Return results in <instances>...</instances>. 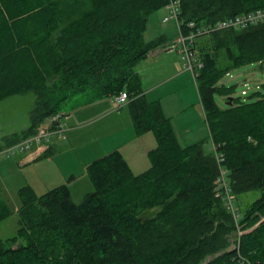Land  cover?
Wrapping results in <instances>:
<instances>
[{"label": "trees", "instance_id": "trees-1", "mask_svg": "<svg viewBox=\"0 0 264 264\" xmlns=\"http://www.w3.org/2000/svg\"><path fill=\"white\" fill-rule=\"evenodd\" d=\"M177 1L184 33L264 8V0ZM168 2L0 0V102L35 97L30 126L5 137V146L32 135L76 97L93 102L121 92L130 99L135 135L155 140L149 167L138 174L118 150L88 164L92 191L78 204L67 184L41 195L30 185L18 188V230L0 239V264H232L235 226L215 191L220 168L235 199L259 192L241 212L239 249L264 264V94L232 97L223 109L215 101L232 96V87L219 84L224 75L264 62V24L197 36L202 66L194 83L213 148L203 140L182 146L159 100L142 93L136 71L165 40L146 42L144 34L149 16ZM11 214L0 198V222Z\"/></svg>", "mask_w": 264, "mask_h": 264}, {"label": "rangeland", "instance_id": "rangeland-1", "mask_svg": "<svg viewBox=\"0 0 264 264\" xmlns=\"http://www.w3.org/2000/svg\"><path fill=\"white\" fill-rule=\"evenodd\" d=\"M166 15V9L162 8L149 16L147 30L144 34V40L146 42L161 37L162 32H165L168 36L172 35L173 38L176 36L177 28L174 20L166 24L162 23V19ZM163 54H165V52L158 56H162ZM142 63L137 65V67ZM180 63L183 70L182 77L177 81L158 86V89L151 90V93L150 91L145 92L146 98L148 101L161 99L159 103L164 108L167 117H171L172 126L175 127L179 143L182 146L190 142L195 143L203 140L204 148L210 150L211 141L199 104L194 80L191 73L184 69L182 60ZM148 70L149 69H147V72H149ZM146 79L147 78H145V81ZM147 81L149 85L153 83V80L147 79ZM244 83H246V85H244ZM144 84L145 82L143 85ZM219 84L228 88H233L232 96H230L231 98H240L242 101L255 100L252 95L255 94L256 85L260 87L258 92L264 94V65L260 66L258 62H256L232 69L228 74L222 77ZM179 86L182 88H178ZM144 87L149 86L145 84L143 88ZM173 89L177 92L169 94ZM243 90L247 92V96L241 95V91ZM114 98L115 96L112 98L105 97L93 102H87L85 96H80L72 99L70 105L66 104L62 108V112L65 114L66 138L69 135V131L67 132V130L74 128L72 132H75L74 135L76 137H72V141L77 142L75 139L79 134L81 136L79 135L78 138H82V141L78 142L81 143L78 144L80 147L75 143L76 145L74 147L79 148L76 149L77 151L68 155L67 161H61L59 162L60 164L57 163V165H53L52 168L45 172V175L48 176V182L55 183V177L58 175L59 171L66 172L69 168H72L75 171V176L69 185L74 183L73 187L71 186V199L74 203H80L83 196L92 191V185L87 178L86 170L83 169L81 165L82 160L86 157L85 153L88 150L93 152L102 151L100 155H106L114 150L115 145L117 147V145L120 146L122 143L121 147H126L125 149L128 154L126 157H129V164L133 173L138 174L149 167V163H147V150L155 146L152 133H145L140 137L136 136L137 138H135L134 143H129L131 136H134L132 135L134 130L128 107L124 105L121 108H117ZM34 101L35 97L33 93L28 92L12 95L0 102V148L7 147L4 142L5 137L20 135L30 126L31 110L34 107ZM215 101L222 109L227 106L224 97L215 96ZM181 102L186 103L187 108L184 110L181 108L183 106ZM187 124L191 129L189 136L198 134L201 136L203 135V137L198 140L197 135L195 138H192V140H184L183 137L185 134L182 126ZM65 139H56L52 137L50 143L52 140ZM64 144L68 145L69 141L66 140ZM48 148L49 145H47L46 152ZM46 152H44L43 155ZM40 157L41 156H39V158ZM65 158L66 157H64V159ZM25 168L24 165L19 166L13 157L0 154V198L7 203L12 211V214L7 219L0 222V239L3 241L17 234L19 222L18 209L20 206L17 197L18 188L24 185H32L36 194L41 195L47 190L58 186L57 184L48 186V184L39 179L37 175L35 177L32 171ZM258 197V191H252L238 196L236 204L239 207L240 213ZM18 243L24 244V241L19 240Z\"/></svg>", "mask_w": 264, "mask_h": 264}, {"label": "built area", "instance_id": "built-area-1", "mask_svg": "<svg viewBox=\"0 0 264 264\" xmlns=\"http://www.w3.org/2000/svg\"><path fill=\"white\" fill-rule=\"evenodd\" d=\"M167 15L162 19V23L166 24L171 20L175 21L177 34L170 41L160 45L154 49L151 54H160L163 52L176 51L181 60L183 61V67L185 70L189 71L192 75L193 80H195L196 73L201 68L202 64L197 58V50L195 48V41L197 36L214 31L222 30H240L247 28L249 26H256L264 24V8L255 9L246 13H242L225 20L217 22L214 26L209 29L204 28L202 31L192 32L188 31L184 33L180 27L178 20L179 15V3L177 0H169L165 6ZM189 27H193L190 24ZM260 66L264 65V62L258 63ZM246 85V83H244ZM259 85L255 86V92L259 91ZM242 96H247L246 91H241ZM128 95L125 92H121L116 95L114 102L117 108H121L129 102ZM65 114L63 112L51 115L42 121L37 127L32 135L22 138L18 142L7 146L5 148H0V154L7 157H16L23 154H31L34 158L43 155L47 150V145H49L52 137L56 139L66 138V127H65ZM213 144H211V148ZM217 162L221 161L220 156H216ZM216 196L222 198L224 207L228 211L235 226V231L231 237L230 247L228 251H233L234 254L230 257V262L232 264H253L247 257L240 252V238L246 232L240 227L241 213L238 205L236 204L235 197L231 194L228 183L225 179V171L220 168L219 175L215 182Z\"/></svg>", "mask_w": 264, "mask_h": 264}, {"label": "crops", "instance_id": "crops-1", "mask_svg": "<svg viewBox=\"0 0 264 264\" xmlns=\"http://www.w3.org/2000/svg\"><path fill=\"white\" fill-rule=\"evenodd\" d=\"M162 37L165 39L163 44L170 41L173 36L170 35L168 36L165 32H162ZM162 54V53H160ZM160 54H151L147 57L146 60L142 61L141 65L139 67L136 68L137 73L140 76V80H141V89H142V93L145 95V92H152L151 90L153 89H158L157 87L160 85H165L168 83H171L173 81H177L178 79H180L183 75V70L181 68V60L180 57L178 55L177 52L175 51H171V52H165V54H163L162 56H158ZM147 69H149L147 72ZM146 73V74H145ZM145 78H147L148 80H153V83L151 85H149L147 82V79L145 81ZM145 82L146 85H148L149 87H144V88H148V89H144L143 86H145V84L143 85V83ZM178 88H182L181 86H179ZM179 89V90H180ZM175 91L174 89L172 91L169 92V94H174ZM163 95V94H162ZM146 96V95H145ZM159 101L161 99H158ZM114 104V103H113ZM181 104L183 105L181 108H183L182 110H184L186 107V103L185 102H181ZM115 105V104H114ZM164 114L166 115L164 108L162 107ZM167 116V115H166ZM204 116V115H203ZM171 119V117H169ZM184 128V140H192V138H195V136H197L198 134L189 136L191 129L189 127V125H184L182 126ZM174 132L176 134V130L175 127H173ZM74 130V128H71L70 130H67V132L69 131V135L67 136V138L65 140H52V142L49 144V148L48 151L42 155L40 158H34L31 154H23V155H18L16 157H14V159L17 161V164L19 166L24 165L26 168L30 171H32L36 177L43 180L44 182H46L48 184V186H52V184H67L69 185V183L72 181V179L74 178L75 174H74V170L72 168H69L66 172L64 171H59L58 175L55 177V183H50L48 182V176L45 175V172L52 168L53 165H57V163L61 162V161H67V157L68 155H70L71 153L77 151L76 149H78L80 146L78 144L79 141H82V138H78L79 135H77V138L75 139L77 142L72 141V137L75 138L76 136L74 135L75 132H72ZM134 136H131V139H129V143H134L136 135L133 132ZM81 136V135H80ZM177 136V134H176ZM188 136V137H187ZM134 137V138H133ZM203 137V135H198V140H200V138ZM130 138V136H129ZM178 138V137H177ZM69 141L68 145H65L64 142L65 141ZM179 140V138H178ZM79 147H74L76 144ZM194 142H190L187 143L186 145L192 144ZM121 145H115L114 150H118L122 156L124 157V159L127 161V163L129 164V157L127 154V150L125 149L126 147H121ZM152 149V148H151ZM149 151V149L147 150ZM146 151V152H147ZM101 152V153H100ZM102 154V151H97V152H93L91 150H88L85 155V159L82 160L81 165L82 168L86 170V166L88 164H90L93 160L98 159L104 155H100ZM98 156V157H96ZM64 157H66L64 159ZM148 163V162H147ZM60 164V163H59ZM130 166V164H129ZM148 166V165H147ZM131 168V166H130ZM132 169V168H131ZM133 171V170H132ZM28 182V181H25ZM74 183H72V185L70 184L68 187L70 188V192H71V186L73 187ZM32 186V185H31ZM47 186V185H46ZM71 197H72V192H71Z\"/></svg>", "mask_w": 264, "mask_h": 264}, {"label": "water", "instance_id": "water-1", "mask_svg": "<svg viewBox=\"0 0 264 264\" xmlns=\"http://www.w3.org/2000/svg\"><path fill=\"white\" fill-rule=\"evenodd\" d=\"M231 104H232V98L229 97L228 100H227V105H228V106H231Z\"/></svg>", "mask_w": 264, "mask_h": 264}]
</instances>
